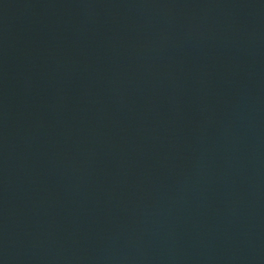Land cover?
Masks as SVG:
<instances>
[{
  "label": "water",
  "instance_id": "water-1",
  "mask_svg": "<svg viewBox=\"0 0 264 264\" xmlns=\"http://www.w3.org/2000/svg\"><path fill=\"white\" fill-rule=\"evenodd\" d=\"M0 264H264V0H0Z\"/></svg>",
  "mask_w": 264,
  "mask_h": 264
}]
</instances>
